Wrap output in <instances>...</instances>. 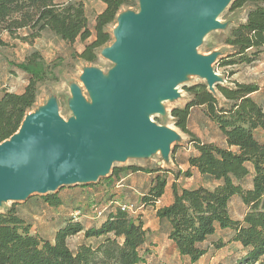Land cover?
I'll return each instance as SVG.
<instances>
[{
  "label": "trees",
  "instance_id": "obj_1",
  "mask_svg": "<svg viewBox=\"0 0 264 264\" xmlns=\"http://www.w3.org/2000/svg\"><path fill=\"white\" fill-rule=\"evenodd\" d=\"M84 1L0 0V34L32 42L48 30L69 45L92 38L76 56L93 63L96 50L111 40L106 27L114 22L122 7L132 6L134 0H95L104 7L95 15L92 29ZM245 6L250 9L245 21L230 31L225 44L232 52L220 61V67L252 64L264 51V0H232L230 10ZM23 30L26 33L19 35ZM5 45L0 39V46ZM16 68L25 74L27 84L19 94L4 91L0 95V144L17 133L24 116L35 104L37 84L47 76V66L38 52H32ZM231 83L232 87L215 85L223 105L206 84L200 83L186 88L191 98L182 108L170 111L174 126L189 136L195 154L186 158L185 170L174 174L168 205L156 208L169 173L159 167L113 168L105 182L112 185L126 173L150 174L149 186L141 195L137 210L141 207L155 210L158 222L166 226L168 240L178 255L191 264L205 255L206 242L218 229H231L232 241L241 246L244 253L236 264H264V106L252 97L260 91L258 84ZM262 94L260 99H264V90L258 96ZM198 107L204 108L205 116L217 126L225 146L204 143L190 131L188 120L191 111ZM192 171L210 179L213 186L179 187L175 181L190 178ZM247 179L248 185L243 186ZM234 196L246 207L240 221L232 220L228 211ZM42 201L53 208L62 204L56 193L44 195ZM116 201L112 197L101 207L90 206L102 211L93 218L104 219L89 227L79 221L83 216L80 209L74 210L78 215L72 213L65 219L55 230L52 241L32 234L30 225L12 205L0 213V264H144L148 248L141 218L121 211L114 204ZM77 234H82L84 240L97 242L82 243L73 252L67 240ZM214 246L217 249L222 245Z\"/></svg>",
  "mask_w": 264,
  "mask_h": 264
},
{
  "label": "rangeland",
  "instance_id": "obj_2",
  "mask_svg": "<svg viewBox=\"0 0 264 264\" xmlns=\"http://www.w3.org/2000/svg\"><path fill=\"white\" fill-rule=\"evenodd\" d=\"M57 1L75 3L79 0ZM231 1L229 0L214 14L213 18H215L217 23H214L212 19L200 26L192 49V54L195 57L210 64V72L215 74L214 80L209 81L206 77L189 73L177 83L178 93L175 98H161L156 103L159 111L146 113V116L150 118L153 124L172 132V141L168 150L149 152L142 156L128 157L125 160H113L109 170L103 176H99L90 182L64 184L51 192L32 193L25 199L11 200L0 197V213L5 212L14 205L19 216L30 225L32 234L52 241L53 230L58 223L46 224L47 221L40 218L42 217V210H44V206L40 207V204H43L44 195L61 193L75 216L78 214L75 211L73 212V210L80 209L83 215L93 218L95 215L93 213L94 207L91 210L86 207H90L91 204H94L95 207H101L112 197L118 202H129L138 207L140 205V194L146 192L149 178L152 177L144 172L126 173L120 175L118 183L106 185V178L110 175L113 168L137 166L144 169H155L159 167L162 170L169 171L166 175L167 183L174 180V174L177 171L185 170L186 164L184 162L186 158L195 154V152L189 136L174 126V119L170 115V111L174 108H182L190 100L191 96L186 91V88L200 83L206 84L207 89L223 105L224 100L215 91V84L232 87L231 82L238 81L245 83L255 82L264 86V71H261V69H264V55L261 57L260 62L252 64L219 66L220 61L232 52L231 47L225 44L230 31L239 23L245 21L247 12L250 9V6H245L230 10ZM145 2L146 0H134L132 6H124L119 10L114 22L106 27L111 40L108 44L96 50V60L93 63H87L76 56L80 53L84 44L92 38L84 43L76 41L73 45H69L58 36L48 30H44L39 38L34 39L32 42H23L2 32L0 39L6 45L0 46V95L4 91L16 94L23 91L27 84V78L25 74L16 68V65L32 52H38L44 65L47 66V76L43 82L37 84L35 104L24 118L28 115H38L51 105L50 107L55 110L60 122L68 124L74 121L76 115L73 107L76 97L82 103L92 104L90 96L92 90L89 88L86 78L89 75H95L101 81L108 82L111 79L112 71L117 66L116 60L111 55V51L118 40L115 29L117 27L123 29L124 23L138 14ZM83 5L89 27L92 29L93 19L100 11L101 4L95 0H86ZM25 33L26 31L24 30L18 32L19 35H24ZM262 61L263 63H261ZM262 96L263 94L254 98L258 100ZM203 109L198 107L191 111L188 128L204 143H212L221 147L225 146L217 126L205 116ZM178 181V186H185V188L198 186L211 188L213 186L210 179L201 176H194L191 180H184L183 177H180ZM248 183L249 179L243 182V186H247ZM116 185L119 187H116ZM126 185L132 186V188H127ZM92 186L100 191L96 192L93 190L89 204V200L86 199L88 197H85L82 190ZM95 193L97 194L95 195ZM32 199H35V201L31 205ZM228 211L232 220L240 221L246 212V207L238 196H234L229 203ZM133 216L141 218L143 228L146 230L148 255L144 264H191L187 259L178 255L173 244L167 238L166 226L157 221L151 207H141ZM81 217V220L85 219L83 216ZM232 237L233 231L231 229L216 230L214 235L206 242L207 252L205 255L193 264H236V261L244 252L238 243L232 241ZM96 242V240H84L82 234H77L68 238L67 246L74 252L77 246L82 243L95 245ZM216 243H221L222 246L216 249L214 246Z\"/></svg>",
  "mask_w": 264,
  "mask_h": 264
},
{
  "label": "water",
  "instance_id": "obj_3",
  "mask_svg": "<svg viewBox=\"0 0 264 264\" xmlns=\"http://www.w3.org/2000/svg\"><path fill=\"white\" fill-rule=\"evenodd\" d=\"M220 1L146 0L124 23L126 33L118 35L110 82L86 78L95 94L89 109L76 97V119L63 124L50 105L40 121L22 123L17 134L0 144V197L19 200L64 184L90 182L130 149L155 142L159 130L143 114L157 96L169 94L178 74L209 76V63L192 49L200 26L212 20Z\"/></svg>",
  "mask_w": 264,
  "mask_h": 264
},
{
  "label": "bare ground",
  "instance_id": "obj_4",
  "mask_svg": "<svg viewBox=\"0 0 264 264\" xmlns=\"http://www.w3.org/2000/svg\"><path fill=\"white\" fill-rule=\"evenodd\" d=\"M227 0H221L218 7H217V10L218 9H221L224 5V3L226 2ZM216 10V11H217ZM213 22L214 23H217V21H215V18H212ZM121 27V26H120ZM124 34L126 33L125 29H121L119 27H117L115 29V34L119 35V34ZM119 40H117V43L119 44L118 42ZM207 68V74L209 76H204L203 77H206L208 80H210L213 76V78L211 80H214V76L215 74H213V72H210V64H208V66L206 67ZM190 72H184V73H181V74H178L176 77L175 80H171L170 81V86H169V94H166L164 96L160 95V96H157L154 100L153 103H155L153 105V107L149 110H147L143 116L146 118V120L148 122H150L152 124V122L150 121V118L148 116H146V113L147 112H155V111H159L158 110V107L156 106L157 102L161 99V97H165V99H168V98H175L177 96V93H178V90L176 88L177 86V83L182 79V78H185L187 76V74H189ZM210 73H211V78H210ZM193 74V73H191ZM196 75H199V74H196ZM200 75L202 76V73H200ZM111 80V79H110ZM110 80H108V82H110ZM90 96L91 98L93 99L95 97V94L93 92H90ZM84 104V107L86 109H89L91 107V104L88 105L86 104L85 102L83 103ZM46 110H43L41 111L42 113L45 112ZM40 112V113H41ZM38 114V115H35V116H31V115H28L24 118V122L23 123H36L38 121H40V118H38L41 114ZM43 118V117H42ZM44 119V118H43ZM155 125V124H154ZM156 128L159 130V136H158V139L153 142V143H145V144H142L140 146H138L137 148L135 149H130L123 157L119 158V160H125V158H128V157H133V156H142L143 154H146V153H149V152H154V151H166L168 150L169 146H170V142L172 141V132L170 130H167V129H164V128H161L157 125H155ZM80 181V180H78Z\"/></svg>",
  "mask_w": 264,
  "mask_h": 264
},
{
  "label": "crops",
  "instance_id": "obj_5",
  "mask_svg": "<svg viewBox=\"0 0 264 264\" xmlns=\"http://www.w3.org/2000/svg\"><path fill=\"white\" fill-rule=\"evenodd\" d=\"M100 4H101L100 11H101L103 9L104 5L102 3H100ZM263 55H264V51L262 50V52L259 54L258 60L255 61V62H260V59H261V57ZM261 63H263V61ZM261 71H264V69H261ZM258 86L260 87V91L258 93H256V94H253L252 95L253 98L256 97V96H258V94H260V92H262L264 90V86H262V85H258ZM17 94H19V93H17ZM257 102L260 103V104H262L264 106V99H262V98L261 99H258ZM147 175L150 176V174H147ZM194 176H201V175H199L195 171H192V176L190 178H184V180H191ZM201 177H203V176H201ZM178 180L175 181L177 183V185H178V182H179ZM172 182H174V180H171L170 183H167L166 184V187H165V190H164V194L160 198L159 202L156 204V208H159V207H162V206H166V205H168L170 203V201H171L170 186H171V183ZM120 186H122V185H120ZM148 186H149V183H148ZM116 187H119V186L116 185ZM126 187L127 188H132V186H129V185H126ZM181 187L182 188H185V186H181ZM93 190L96 191V192H99L100 191V190L98 191V189H96V187H94V186L88 187V188L82 190L83 191L82 193L85 195V197H88L86 199L89 200V204L91 202L90 201V198H92L91 193L94 192ZM96 194L97 193H95V195ZM56 195H57V197L62 202L61 206H59L57 208H53V207H48L44 203L43 204H40L41 205L40 207L44 206V210H42V214H41L42 217H40V218L46 220L47 221L46 224H56V223H58L57 226H56V228L53 230V233L55 232V230L57 229V227L59 225H61L64 222V220L67 219V218H69L71 216V214H72L71 207L70 206L68 207L67 202L64 200V197L61 195V193H56ZM140 195H142V194H140ZM29 200H30V198H29ZM34 201H35V199H32V201L30 202V204L32 205V203ZM158 204H161V205H158ZM90 206H92V204ZM86 208H88L89 210H91L90 207H86ZM44 211H47V212H44ZM153 212L155 214V210H153ZM83 217L85 218L84 220H81L82 217H80L78 219H79V221L83 222V224H84L85 227H89L91 225H98L104 219V217H101V218H92L91 217L90 218L88 215H83Z\"/></svg>",
  "mask_w": 264,
  "mask_h": 264
},
{
  "label": "built area",
  "instance_id": "obj_6",
  "mask_svg": "<svg viewBox=\"0 0 264 264\" xmlns=\"http://www.w3.org/2000/svg\"><path fill=\"white\" fill-rule=\"evenodd\" d=\"M116 206L120 208L121 211L126 212L127 214L134 215L137 211V207L133 203H122V202H114ZM93 213H95V217H99L102 213L100 209H94ZM78 214V213H77Z\"/></svg>",
  "mask_w": 264,
  "mask_h": 264
}]
</instances>
